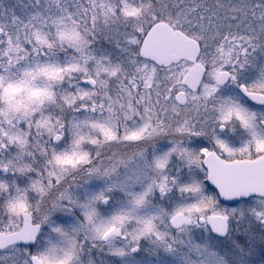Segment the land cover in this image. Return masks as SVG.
<instances>
[{
  "label": "snow or ice",
  "instance_id": "obj_1",
  "mask_svg": "<svg viewBox=\"0 0 264 264\" xmlns=\"http://www.w3.org/2000/svg\"><path fill=\"white\" fill-rule=\"evenodd\" d=\"M0 264H264V0H0Z\"/></svg>",
  "mask_w": 264,
  "mask_h": 264
}]
</instances>
